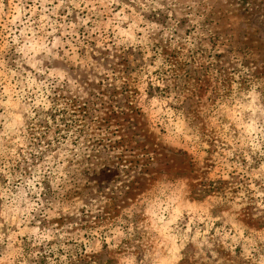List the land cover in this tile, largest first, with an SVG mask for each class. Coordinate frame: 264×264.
Returning <instances> with one entry per match:
<instances>
[{"label": "rangeland", "instance_id": "rangeland-1", "mask_svg": "<svg viewBox=\"0 0 264 264\" xmlns=\"http://www.w3.org/2000/svg\"><path fill=\"white\" fill-rule=\"evenodd\" d=\"M0 264H264V0H0Z\"/></svg>", "mask_w": 264, "mask_h": 264}]
</instances>
